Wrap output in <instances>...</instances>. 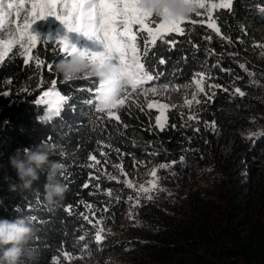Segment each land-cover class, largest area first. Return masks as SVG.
Segmentation results:
<instances>
[{
    "label": "trees",
    "instance_id": "trees-1",
    "mask_svg": "<svg viewBox=\"0 0 264 264\" xmlns=\"http://www.w3.org/2000/svg\"><path fill=\"white\" fill-rule=\"evenodd\" d=\"M261 9L264 0H233L230 10H212L219 34L192 19L196 23L186 21L185 34H170V43L158 40L155 47L148 46V64L159 79L146 86H183L197 73L207 74L212 85L207 96L188 106L168 108L162 130L155 126L156 111L132 100L118 110L119 123L95 113L87 101L94 99L98 80L64 81L54 70L64 53H53L52 46L39 44L33 50L38 57L27 65L19 45L7 52L0 61V219L30 220L34 238L27 249L34 259L22 258L21 264H50L65 251L88 264H104L109 256L120 264H264ZM14 27L8 20L0 39H9ZM37 58L45 61L40 67ZM53 80L56 90L71 99L57 119L41 124L37 118L44 106L35 100ZM42 142L62 146L50 155L64 165L57 179L66 192L55 206L44 199L45 173L23 190L9 162L17 149ZM145 164L153 165L162 184L172 187L173 200L140 197L131 207L119 173L132 174ZM12 185H17L15 190H10ZM124 199L131 217L123 216ZM69 206L71 215L65 210ZM90 215L105 225L118 223L129 236L106 234L95 247L87 238L93 233ZM85 245L90 255L82 256Z\"/></svg>",
    "mask_w": 264,
    "mask_h": 264
},
{
    "label": "snow or ice",
    "instance_id": "snow-or-ice-1",
    "mask_svg": "<svg viewBox=\"0 0 264 264\" xmlns=\"http://www.w3.org/2000/svg\"><path fill=\"white\" fill-rule=\"evenodd\" d=\"M198 10H203V14L207 15V26L219 34L220 29L216 26V20L213 18L212 10L214 9H231L233 0H219V2H212V0H191ZM14 11L16 17L14 30L10 31V38L7 40L0 39V61L14 45H19L21 49L20 55L25 56L24 63L27 65L29 60L33 57H38L37 49L39 44L52 46V52L64 53V57L70 54V51H75L73 47L69 49L66 39H58L54 43L49 44L47 41L39 42L35 35L30 33V28L37 20H43L45 17H55L67 30V32L82 33L90 40H95L103 46V52L98 54H87L90 63L111 64V66L119 74L120 80L114 85L109 86L104 81H95L94 99H89L87 103L92 105L94 112L98 114H106L108 119H114L120 122L118 110L124 108L131 99L134 103H138L132 93H157L156 87L145 89L143 86L148 82L159 79V75L153 73L148 64V56L151 45L155 47L157 41L170 43L166 37L170 34L183 35L186 32L185 22L195 24L196 21L191 17L187 20L179 22H167L156 17H151L142 12L139 7L138 0H0V29H3L6 23V17L11 10ZM264 11V9H261ZM23 14V22L21 17ZM195 15L200 16L202 13L196 11ZM146 33V35H144ZM141 41H143V49L141 48ZM174 43V42H172ZM59 48L57 49V47ZM161 64L165 63L163 59L159 61ZM45 63L44 60L36 59V66L40 67ZM48 70H52L53 65L48 63L46 65ZM199 79L194 77V82L199 91H203V74H196ZM89 75H83L77 79H89ZM171 85L164 84L165 91ZM57 89V82L52 81L51 87L48 91H44L42 96L36 101L39 104L47 106L46 111L56 112L61 114L64 105L71 99L70 96L62 95ZM239 95L244 93L239 88L236 89ZM103 93V101L100 102V94ZM193 99H196L193 96ZM190 103V102H189ZM130 106V105H129ZM149 109L158 108L160 114L156 116V126L161 130L164 128L167 117V104H154L149 102L147 104ZM117 110V111H114ZM193 119L192 116L188 117ZM97 120H103V117L97 116ZM101 151V155H104ZM90 159L95 161V164L100 162L94 156ZM95 167V165H89ZM165 167V165H161ZM155 175V173H154ZM85 188L88 187L86 183ZM131 187V185H129ZM155 187V184L152 185ZM141 191L148 192L150 189L141 188ZM151 199V197H148ZM86 208L91 209L92 205H85ZM69 215L72 214V207L65 209ZM107 211V209H105ZM86 218V217H85ZM102 223V221H97ZM103 229L97 231L95 241L99 245L104 239L102 235ZM85 236L79 237L83 241ZM63 259L65 261L71 260L73 254L63 252ZM83 255H90L88 247H83ZM53 264H62L59 258H53Z\"/></svg>",
    "mask_w": 264,
    "mask_h": 264
},
{
    "label": "clouds",
    "instance_id": "clouds-1",
    "mask_svg": "<svg viewBox=\"0 0 264 264\" xmlns=\"http://www.w3.org/2000/svg\"><path fill=\"white\" fill-rule=\"evenodd\" d=\"M143 13L167 22L187 20L198 11L191 0H138ZM69 49L73 48L68 45ZM55 72L64 81H73L82 75H89L109 86L119 82L120 77L111 64L90 63L88 55L83 51H70L65 59H60L54 66ZM103 93L100 94V102ZM59 117L56 112H45L37 118L41 124H50ZM61 145L40 143L33 147L17 149L9 157L11 167L15 170L18 187L29 190L38 181L40 174H46L44 199L49 206H55L63 200L66 186L57 179L62 175L64 165L59 161L50 160V155L60 150ZM12 185L10 190H15ZM34 238L30 220L16 216L12 220L0 219V264H21V259H34L27 245ZM104 264H120L115 257L105 258Z\"/></svg>",
    "mask_w": 264,
    "mask_h": 264
},
{
    "label": "rangeland",
    "instance_id": "rangeland-1",
    "mask_svg": "<svg viewBox=\"0 0 264 264\" xmlns=\"http://www.w3.org/2000/svg\"><path fill=\"white\" fill-rule=\"evenodd\" d=\"M7 3V0H5V5ZM14 9L11 10L10 14L6 17V22L10 20L11 24L15 25L16 17L14 15ZM202 13V15H192L191 19L200 20V22L207 23V15L203 14V10H198ZM23 22V14L21 17V23ZM30 31L37 37V40H47L50 37H55L58 39H66L68 45L70 47H74L77 51H83L86 54H98L103 52V46L99 44L95 40H90L87 37H85L82 33H76V32H67V30L64 28V26L55 18V17H45L43 20H37L35 23L31 25ZM146 35V33L144 34ZM143 41H141V48H143ZM198 74V73H197ZM202 74V73H201ZM194 77L196 79H199V77L195 74L191 81L183 86H170L165 91L164 85H156L157 93L153 95L152 93H132V97L135 98L136 101H138L139 105H144L147 107V104L149 102L154 104H167L168 108L176 107L177 109L181 107H186L189 104L193 103L195 100H197L202 95H208V92L211 90V83H209V78L207 74H203V91H199L196 87V84L194 82ZM145 89L151 88L149 86L144 85ZM50 88V87H49ZM49 88L45 89L44 91H48ZM21 88L19 87L18 92H20ZM43 91V92H44ZM37 96V101L43 94ZM21 93V92H20ZM19 93V94H20ZM193 96L196 97V99H193ZM131 100V99H130ZM190 102V103H189ZM44 106L43 113L47 112L46 108L47 106L45 104H40ZM148 108V107H147ZM167 108V109H168ZM156 111V116L160 114V110L156 107L151 108ZM156 118V117H155ZM156 126V122H155ZM157 127V126H156ZM159 128V127H157ZM155 173V175H154ZM200 178V177H199ZM118 179L121 181V183L124 185V188H126L129 191V198L127 199L128 202H130L131 207H133L138 199L140 197H145L149 199L148 197H151V200L158 201L160 198L168 197L169 199L173 200L176 197L172 194L173 191L171 190L172 187L166 186V184H162V182L158 179L156 175V169L151 164H145L142 168H140L138 171L133 172L132 174L129 173H119ZM201 180L203 178H200ZM155 184V187L153 188L152 185ZM131 185V187H129ZM141 188H147L150 189L148 192L141 191ZM159 196V198H158ZM125 199L122 201L121 205L124 206L123 209V216L125 217H131L133 213L130 211V209L125 207ZM89 225L93 230V233L88 234V239L95 244V247H98V244L95 241V235L98 230L101 228L103 229L102 235L105 236L106 234H109L110 237L117 238V239H124L128 237L129 235L126 234L124 227H121L118 223H113L105 225V220L102 221V223H97L98 217L97 215H90L88 218ZM129 239V238H127ZM59 259L62 261V264H88L86 259L80 258V257H73L71 260L65 261L63 259V255L59 257ZM88 259L91 260V257H88ZM50 264H53V260Z\"/></svg>",
    "mask_w": 264,
    "mask_h": 264
}]
</instances>
